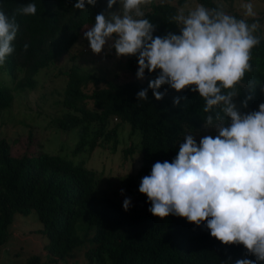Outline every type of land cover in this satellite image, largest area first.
<instances>
[{
    "label": "trees",
    "instance_id": "obj_1",
    "mask_svg": "<svg viewBox=\"0 0 264 264\" xmlns=\"http://www.w3.org/2000/svg\"><path fill=\"white\" fill-rule=\"evenodd\" d=\"M187 1L153 0L144 6V18L156 29L154 36L179 34V25L173 18ZM191 1L209 9L220 8L219 0ZM223 1L227 2L226 13L242 18L232 6L234 0ZM76 2L0 0V10L8 16L15 14L19 25L12 43L15 50L4 61L13 86L0 85V115L10 107L12 91L33 90L35 75L51 68L55 60L80 40L83 27L93 24L97 14L107 11V0H97L95 6L86 4L84 10L75 9ZM29 3L36 5V14H19L18 9ZM118 6L114 5L112 11ZM246 20L259 22L255 34L261 40L252 49V71L246 73L242 83L259 84L254 90L239 88L234 102L241 113L257 111L264 103V91H261L264 87V11ZM122 59L126 69L136 74L138 57ZM61 75L65 77L59 103L62 114L50 124L57 129L78 130V140L70 156L78 155L85 147L89 152L97 146L114 152L116 130H106L111 120L127 125L130 133L137 132L136 147L121 150L123 158L137 154V168L118 179L133 203L125 211L120 202L97 186L93 171L82 162L74 163L58 155L30 154L27 150L14 156L11 146L0 139V247L8 239L14 214L20 213L34 216L42 223L41 232L46 240L43 250L48 259L42 263L37 256H31L25 264L66 263L78 252L85 264H235L237 259L244 258L255 261L243 245H224L212 238L206 222L197 227L175 215L165 219L154 217L149 211L151 203L147 196L139 192L142 178L150 175L156 162H172L185 136L205 127V102L197 92L185 89L177 93L164 85L159 89L166 93L162 100L157 101L150 89L147 100L137 99V93L148 88L149 81L159 75L158 71L149 74L146 70L142 84L135 79L118 82L79 72L74 67ZM177 96L181 97V105L174 107L173 99ZM248 96L252 98L243 107ZM26 139L29 143L32 136L29 134Z\"/></svg>",
    "mask_w": 264,
    "mask_h": 264
},
{
    "label": "clouds",
    "instance_id": "obj_2",
    "mask_svg": "<svg viewBox=\"0 0 264 264\" xmlns=\"http://www.w3.org/2000/svg\"><path fill=\"white\" fill-rule=\"evenodd\" d=\"M149 2L107 0V11L95 16L84 39L97 55L111 41L117 58L137 56L138 80L144 79L146 70L159 72L137 99L147 100L150 89L157 101L162 100L166 93L159 89L164 85L177 93L197 92L205 102L204 125L217 134L205 135L199 143L186 135L175 159L156 162L150 175L142 178L139 192L147 196L154 217L175 215L197 227L206 222L212 238L224 245H243L255 257V261L237 259L235 264H264V103L257 111L241 113L234 102L239 88L254 90L259 84L242 83L252 71V49L260 44L255 34L259 22L237 19L222 8L185 4L173 18L179 34L154 36L155 26L142 11ZM96 3L77 0L74 8L84 10L86 4ZM117 4L118 11H112ZM241 7L245 17H256L252 3ZM36 11L34 3L18 9L24 16H34ZM18 31L15 14L0 10V64L14 52ZM180 102L181 97H174L173 106L179 107ZM130 204V199L124 200L125 211Z\"/></svg>",
    "mask_w": 264,
    "mask_h": 264
},
{
    "label": "rangeland",
    "instance_id": "obj_3",
    "mask_svg": "<svg viewBox=\"0 0 264 264\" xmlns=\"http://www.w3.org/2000/svg\"><path fill=\"white\" fill-rule=\"evenodd\" d=\"M249 2L254 6L256 16L264 11V0H234L232 6L242 15L243 19L249 17L244 16V9L241 5ZM185 4L189 7L197 5L191 0ZM217 4L225 11L226 1L219 0ZM144 6L147 4L142 5V11ZM118 9L119 6L114 11H118ZM94 23L83 27L80 32V40L75 42L68 52L55 60L54 64L51 65L52 67L50 66L51 68L41 70L35 75L36 86L33 90L12 91L13 100L10 107L0 115V139L11 146V154L14 156L27 150L30 154L58 155L71 159L74 163L82 162L87 169L93 171L95 179L98 180L97 186L101 187L107 196L123 205L125 199H130L133 203V198L126 193L124 186L118 182V179L127 173L134 172L137 168V154L132 153L123 158L121 150L136 147L137 132L130 133L127 125L117 124V121L111 120L106 126V130L112 128L116 130L114 152H111L107 147L101 148L99 146L89 152L85 147L83 150L81 149L78 155L72 157L70 155L78 140V130L57 129L50 124L51 120L61 117L62 111L59 109V103L65 85V77L61 73L70 68L74 67L79 72L114 79L118 82L135 79L142 84L144 81V79L138 80L136 74H131L126 69L123 57L117 58L115 49L111 47V41L105 45L99 55L91 51L88 41L84 39V32L91 28ZM20 74L19 72V76ZM0 85L9 88L13 86L12 80L7 75L4 62L0 64ZM29 134L32 136V141L27 143L26 137ZM191 135L199 143V140L205 135L214 137L215 129L203 127ZM41 229L42 223L34 216L14 214L8 228V239L0 247V264H25L31 256H37L42 263L47 262L46 252L43 250L46 240ZM53 264H85V260L82 254L78 252L73 260Z\"/></svg>",
    "mask_w": 264,
    "mask_h": 264
}]
</instances>
